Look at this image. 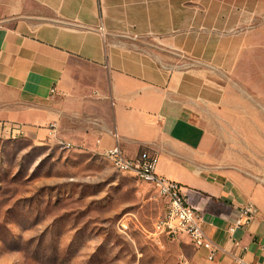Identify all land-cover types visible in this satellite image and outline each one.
I'll list each match as a JSON object with an SVG mask.
<instances>
[{"label":"crops","instance_id":"0c3cea01","mask_svg":"<svg viewBox=\"0 0 264 264\" xmlns=\"http://www.w3.org/2000/svg\"><path fill=\"white\" fill-rule=\"evenodd\" d=\"M188 2L0 0V122L70 143L71 114H94L100 154L149 150L182 185L220 248L209 261L194 247L195 264H264V215L229 233L255 189L220 162L237 47L226 27H194Z\"/></svg>","mask_w":264,"mask_h":264},{"label":"rangeland","instance_id":"374dc122","mask_svg":"<svg viewBox=\"0 0 264 264\" xmlns=\"http://www.w3.org/2000/svg\"><path fill=\"white\" fill-rule=\"evenodd\" d=\"M188 6L194 27H226L237 47L225 65L220 162L255 189L264 215V0ZM93 116L71 114L70 143L0 137V264H195L187 235L152 240L166 200L96 150Z\"/></svg>","mask_w":264,"mask_h":264},{"label":"built area","instance_id":"2783aa9c","mask_svg":"<svg viewBox=\"0 0 264 264\" xmlns=\"http://www.w3.org/2000/svg\"><path fill=\"white\" fill-rule=\"evenodd\" d=\"M56 93V89L52 90ZM0 137L20 138L28 137L27 131L17 123L0 122ZM104 158L122 174L130 175L144 184L154 188L156 193L166 200L164 214L156 221L152 240L161 244V237L167 235L175 237L179 234L187 235L197 249L208 252V260L214 261L220 248L212 242L206 234L201 215L187 200L181 184L161 177L157 174L159 158L149 150H144L136 158H129L120 144L107 150ZM259 208L254 204H248L240 209V215L230 227L232 235L238 229H246L259 217ZM236 264H253L239 259Z\"/></svg>","mask_w":264,"mask_h":264}]
</instances>
